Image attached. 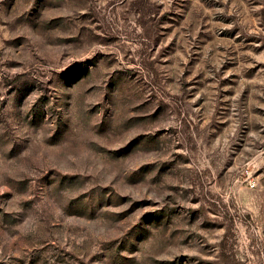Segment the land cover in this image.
Masks as SVG:
<instances>
[{
	"label": "rangeland",
	"instance_id": "obj_1",
	"mask_svg": "<svg viewBox=\"0 0 264 264\" xmlns=\"http://www.w3.org/2000/svg\"><path fill=\"white\" fill-rule=\"evenodd\" d=\"M0 264H264V0H0Z\"/></svg>",
	"mask_w": 264,
	"mask_h": 264
},
{
	"label": "built area",
	"instance_id": "obj_2",
	"mask_svg": "<svg viewBox=\"0 0 264 264\" xmlns=\"http://www.w3.org/2000/svg\"><path fill=\"white\" fill-rule=\"evenodd\" d=\"M250 185H251V187H254V186H255V184H254V183H251Z\"/></svg>",
	"mask_w": 264,
	"mask_h": 264
}]
</instances>
